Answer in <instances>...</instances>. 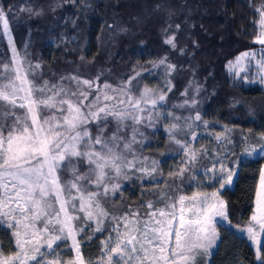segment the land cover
Masks as SVG:
<instances>
[{"label":"trees","instance_id":"trees-1","mask_svg":"<svg viewBox=\"0 0 264 264\" xmlns=\"http://www.w3.org/2000/svg\"><path fill=\"white\" fill-rule=\"evenodd\" d=\"M0 4L6 10L11 8L9 27L17 49L26 51L40 65L34 77L39 85L45 80L57 84L63 77L75 75L86 79L99 76V84L117 87L135 76L129 86L134 95L145 87L153 94H164V101H158L152 113L151 126L144 120L136 125L144 136L142 143L133 145L138 156L148 158L145 163L154 159L160 164L151 178L130 173L129 179H120L115 195L109 191L103 197L102 204L115 215L129 209L147 211L143 205L156 203L167 190L161 181L188 186L189 173L182 180L169 175L175 173V164L184 154L165 128L169 124L166 120H172L169 112L192 118L201 124V130H209L215 137L224 132L223 127L230 128L234 144L227 157L230 164L236 162L237 176L233 188L222 192L228 225H218L219 245L208 264H261L254 246L242 233L253 221L264 154L244 159L240 155L245 134L258 146L262 143L264 84L257 75L260 65L255 59L243 57L250 67L241 72L231 64L245 52L264 51V45L254 43L262 27L257 10H264V0H0ZM29 8L40 14L30 13ZM176 25H180L179 30ZM173 36L175 47L165 42ZM11 54L0 31V63H10ZM162 59L165 63L159 64ZM261 62L264 64V57ZM169 64L175 67L167 70ZM63 83L74 85L68 80ZM197 113L200 120L194 119ZM145 115L148 113H141ZM113 129L114 123H110L107 132ZM121 135L130 137V129ZM212 145L211 149L220 143L212 140ZM210 152L215 156L213 150ZM140 175L144 178L136 179ZM113 223L107 219L96 231L95 224L88 221L92 227L77 234L86 259H96L105 250L103 245L114 233ZM9 232L0 227V247L5 252L12 246ZM59 245L58 251L74 257L69 239Z\"/></svg>","mask_w":264,"mask_h":264},{"label":"snow or ice","instance_id":"snow-or-ice-1","mask_svg":"<svg viewBox=\"0 0 264 264\" xmlns=\"http://www.w3.org/2000/svg\"><path fill=\"white\" fill-rule=\"evenodd\" d=\"M10 11L0 4V31L11 43ZM27 11L32 13L31 8ZM257 11L262 27L254 43L264 45V10ZM174 40L173 36L165 42L175 47ZM12 52L10 63H0V227L10 230L12 237L7 252L0 247V264H205L218 239L215 218L225 217L226 205L219 199L218 190L184 194L181 185L161 181L167 190L160 193L156 203H145L144 213L129 209L117 216L102 204L109 191L115 195L120 189L121 178L129 179L130 173L151 178L157 170L158 162L153 159L147 166L148 158L138 156L133 145L142 143L144 136L136 125L144 120L151 126L152 113L158 101H164V94H153L145 87L134 95L129 86L135 76L117 87L107 82L99 84V76L86 79L75 75L63 77L57 84L45 80L37 85L34 77L40 65L25 63L15 47ZM249 55L243 53L237 63ZM257 63V75L264 84L260 71L264 64ZM174 67L169 64L167 70ZM64 80L74 85L65 86ZM145 112L148 115L141 116ZM168 116L180 120L171 112ZM194 119L200 120L199 113ZM110 123H114V129L109 133ZM170 127L174 131L169 138L188 155L187 143L176 138V133L183 130L181 125L172 123ZM129 129L130 137L121 135ZM195 139L192 135L191 140ZM260 139L264 148V136ZM195 160L196 152L192 151L191 159L169 175L183 176L185 167ZM208 171L215 172V165ZM234 174V168L224 173L221 164V174L210 179H216L223 188ZM144 175L136 179L142 180ZM190 179H196L194 173ZM256 210L252 220L264 233V169L256 191ZM105 218L115 222L111 226L115 237L109 236L98 258L86 259L76 235L92 227L88 221L93 219L95 230L100 231ZM246 231L255 239L252 227ZM68 239L72 240L75 256L63 260L57 251L60 245L56 249L53 245ZM260 258L264 264V253Z\"/></svg>","mask_w":264,"mask_h":264},{"label":"rangeland","instance_id":"rangeland-1","mask_svg":"<svg viewBox=\"0 0 264 264\" xmlns=\"http://www.w3.org/2000/svg\"><path fill=\"white\" fill-rule=\"evenodd\" d=\"M10 36H11V43L9 42V38L7 36H5V37H6L7 42L10 45L11 53H12L11 55H13L12 48L15 47V49L19 53L20 57L25 58V63L31 62V64L33 66L37 65V63L34 62L29 57V55L26 51L21 52L17 49L14 37H13L12 32H11V29H10ZM263 57H264V51L262 49H260L258 52H251V54L249 55L248 58L250 60L255 59L254 62H256V63L258 61L260 63H262L261 60H263ZM11 58H12V56H11ZM231 65L234 66L233 68L239 72L250 67L249 63L246 61L245 58H242L239 60L238 63L236 61ZM255 66H257V65H255ZM257 68H258V66H257ZM38 70L39 69H36V73ZM260 71H261V73L264 74V70H260ZM29 78L33 79L32 77H29ZM35 83L37 85H39L37 82H35ZM178 117H180V116H178ZM165 120H166V118H165ZM166 122L169 123L165 127L168 133L174 131L170 127V125L172 123H178L179 125H181L183 130L176 133V138L180 139L181 143H187L188 149H189L188 155L183 154L182 158L177 160V163H179V164H175V166H176L175 172L177 171V169H179L183 166L182 162L189 161L191 159L192 151L196 152V160L189 163L187 165V167H185L183 176H178V178L180 180H182L186 177L187 173H189L190 176L193 173L195 174L196 179L188 180V186L186 188L183 187L184 189L182 188L184 194H190L193 191L211 193L213 191L218 190L219 199L224 202V200L222 198V192L226 188H233L234 181H235L236 176H237L236 162H234L233 164H230L228 161V157H227V154H229L231 152V149H230L231 146L234 144V139H233L232 132H231L230 128L223 127L224 132L217 136V137H219V139H218L217 137H215V134L213 132H211L209 130H201L200 129L201 124L196 123V121H194L190 117L184 118V119L182 117H180L179 121H173V119H172V120H166ZM189 125H190V127H189ZM185 133H188V135L185 136ZM192 135H195V137H196V139L194 141L191 140ZM251 137L252 136H250L248 133L245 134V136H242V138L245 141V143L243 144V150H242L241 155H240L242 159L250 158V157H259V156L264 154V148H262L261 145L258 146L257 144H255L252 140L253 137L252 138ZM185 139H187V140H185ZM212 140L215 141V143H220V145L215 146L213 149H211ZM212 146H214V144ZM246 149L248 151H251L252 154L248 155L247 152L245 151ZM211 150H213V152H214L213 154L215 156H213L211 154V152H210ZM184 152H185V149H184ZM151 161L152 160H150V161L148 160V163H146V165L150 167ZM206 161H208V162L206 163ZM159 164H160V161H158L157 166ZM221 164H223L224 173H226V171L230 168L235 169V174L232 177L231 183L225 184L223 188H219V184L217 183L216 179H210V177H218L221 174ZM214 165H215L216 171L215 172H209L208 169L213 168ZM224 204L226 205L225 202H224ZM256 214H257V210H256V202H255V211H254L253 215H256ZM186 215H190V214L186 213ZM106 220H107V218H105L101 221L100 228L104 227ZM90 222H93L94 224H96L95 219L90 220ZM215 222H216V231L218 233V239L216 240V246L212 249V254L215 253V251L219 245V241H220V235L218 232V225H220V224L221 225H228L227 208L225 209V217L217 216L215 218ZM73 223H74V221H73ZM249 227H252L253 231L256 233L255 239H252L249 237V234L246 231L247 229L242 234L246 235L249 238L250 242H252V244L256 250L257 259L259 262H261V258H260L261 252H258V246H261V248H262V243L264 240V233L260 232V230H259L260 226H259V224H257L256 221H252V224ZM111 236L115 237V233H113ZM76 239H77V235H76ZM69 240H70L71 247H72V240L71 239H69ZM61 241H57L56 244L53 245L54 249L57 248V245H59L61 243ZM108 242H109V240H108ZM72 249L74 251V256H75V250L73 247H72ZM57 251H58V249H57ZM58 254L63 258V260H68V259L72 258V257L65 256L60 251H58ZM210 258L206 262V264L209 263Z\"/></svg>","mask_w":264,"mask_h":264},{"label":"crops","instance_id":"crops-1","mask_svg":"<svg viewBox=\"0 0 264 264\" xmlns=\"http://www.w3.org/2000/svg\"><path fill=\"white\" fill-rule=\"evenodd\" d=\"M252 243V242H251ZM253 245V244H252Z\"/></svg>","mask_w":264,"mask_h":264}]
</instances>
